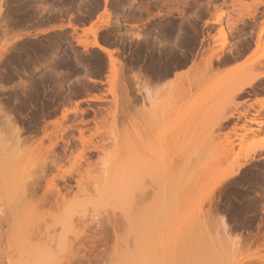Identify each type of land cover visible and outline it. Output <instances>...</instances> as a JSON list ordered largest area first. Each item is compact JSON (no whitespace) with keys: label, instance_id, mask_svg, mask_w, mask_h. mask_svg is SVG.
Instances as JSON below:
<instances>
[{"label":"rangeland","instance_id":"obj_1","mask_svg":"<svg viewBox=\"0 0 264 264\" xmlns=\"http://www.w3.org/2000/svg\"><path fill=\"white\" fill-rule=\"evenodd\" d=\"M262 29L264 0H0V264H264ZM174 80L149 180L140 89Z\"/></svg>","mask_w":264,"mask_h":264},{"label":"bare ground","instance_id":"obj_2","mask_svg":"<svg viewBox=\"0 0 264 264\" xmlns=\"http://www.w3.org/2000/svg\"><path fill=\"white\" fill-rule=\"evenodd\" d=\"M263 31H264V29H262V31H260V34ZM84 34H85V32H84ZM79 44L83 45L85 47L89 46L90 48H96V49L100 50L102 53H104L107 56L108 60L111 62V51L106 49V48H104V47H102V46H100L95 39H93L91 42H86V41L82 40V41H79ZM261 59H264V52L256 55L254 58H252L251 62L248 63L247 65H245L242 69H248V68L252 67L253 65L256 64V62H258ZM239 70H241V69H237L236 71H239ZM263 77H264V73H262V74L260 73V74L244 77L240 81L239 85L237 86V89H236L235 93L239 94L244 89L252 87L255 82H257L260 78H263ZM177 81H178V79H177ZM177 81L174 80L170 84H167L163 89H159L157 91L156 90L155 91L151 90L148 87V85H147L148 82L144 83L145 85L142 82L143 86L140 89L141 93H143V95H142L143 98L141 100V101H143L142 102L143 105L141 104V106L144 107V105L147 104V108L149 107V109L146 108V111H144V114L141 113L143 115V116H141L142 117V122H143L142 123L143 125L141 124L142 127H143L142 128L143 129V135L140 138V144L142 146H144V147H142V149L144 148L143 149V160H142L143 161V170L145 172V175L149 178V180L150 179L151 180L154 179L155 168H156L157 161L160 162V163L162 162L163 164L170 163L171 162L172 151L174 150V148H176L177 143H178V146L181 148V142H180L181 140L177 136L174 135V133L172 131V128L170 127L171 126V121L173 122V115H174L173 109H174L175 102L173 100V95H174L175 90L178 87L177 85L179 84V83L177 84ZM143 109H142L141 112H143ZM162 115H163V118H164L163 121H164V124H165V132H164L162 140H161L162 141L161 142V146L162 147H161V152H160L156 148H154V146H153V137H154L155 128H156L155 123L157 125L160 116H161V119H162ZM4 118H6L5 121L1 118L4 121V124H5V125L4 124L3 125L6 128L9 129L8 131H10V129H11V118L8 119L9 117L7 118L6 116ZM228 118H226V119H228ZM174 119H176V117ZM259 122H261V121H259ZM0 123H1V121H0ZM153 130H154V133H153ZM181 132H182V130L180 131V133ZM14 135H15V137H17L16 133ZM80 135H81V133H80ZM11 136H13V135H11ZM11 136H8V137L11 138ZM78 140H79V142L81 144V152L79 153L78 159H80V160L83 159L84 156L86 155V153H89L91 151H96V152H100V153L102 152V149L99 146H97V145H93V143H91L90 140L87 141L86 139H84L81 136L79 137ZM262 148L263 147H261L260 149H262ZM162 149H163V151H162ZM158 152H160V154H158ZM104 153L105 152H103V155H104ZM4 155H6V154H4ZM117 156H119V152H118ZM8 158H9V156H8ZM86 162H88L87 159H84V163H85L84 165H87L85 167H84L83 164L82 165L81 164H75V167L73 168V170H75V173L80 177L79 181L77 182V186L78 187L81 186V181H82V175H81L80 171L85 169L84 172L87 173L88 171L91 170L90 168L93 167V166H90V164H88ZM7 168H9V166ZM117 168L121 169V167H118V166H115V167L110 166L109 168H106L103 171V174L108 176L107 180H109V179L111 180L113 178L121 179L122 177H124L122 174L125 171H122L120 169L117 171ZM8 171H9V169H8ZM42 171L43 170H41V173H42ZM121 172H123V173L121 174ZM43 174H44V171H43ZM233 174L232 173L229 174L228 178L230 179V177L233 176ZM228 178H226V179H228ZM35 185H36V183H35ZM147 189H148V185H147ZM142 190L145 191L146 188L142 189ZM56 192H57V194H59V191L57 189H56ZM143 194H144L143 200L144 199H148V198H145V197H147V195H146L147 193L143 192ZM143 194H142V196H143ZM149 195L150 194H148V196ZM150 197H152V195H150ZM80 221H81V219L78 220V223H80ZM68 223H69V221H68ZM84 224H85V222L83 221V225ZM99 227H100V225H99ZM5 258L7 259V257H5ZM8 263H11V261H9ZM66 264H69V262L66 263Z\"/></svg>","mask_w":264,"mask_h":264}]
</instances>
